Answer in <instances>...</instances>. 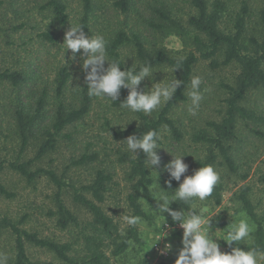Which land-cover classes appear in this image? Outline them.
Returning a JSON list of instances; mask_svg holds the SVG:
<instances>
[{
  "label": "rangeland",
  "instance_id": "rangeland-1",
  "mask_svg": "<svg viewBox=\"0 0 264 264\" xmlns=\"http://www.w3.org/2000/svg\"><path fill=\"white\" fill-rule=\"evenodd\" d=\"M63 1L67 5V13L70 16L66 25H60L53 19V13L47 6L48 0H0V74L19 72L26 78L23 84L18 85L10 80L0 79V164H3L0 168V182L14 194L13 198L0 195V216H7L14 222H21L18 224L20 227L37 232L41 237L77 243L80 229L75 226L61 229L57 225V216L52 213L57 210L56 186L45 176L30 184L8 167V162L16 159L22 146L15 117L16 108L22 106L26 110L33 111L37 107L38 100L45 99L43 121L33 131L29 144L21 155L22 159H32L36 156L38 146L44 138V130L59 102L62 100L68 107L79 105L82 92L87 87L84 81L85 74L81 69L80 53H77L73 60L69 59L72 54L70 50H67L65 61L64 46L61 45L70 25L78 24L83 12V0ZM114 1L94 0L89 36L102 34L110 41L120 30L128 34L137 32L145 37L148 46H151L155 36L159 37V33L150 26L151 22L159 20L156 13L158 9L171 10L173 16L183 23H186L187 18L195 13L190 0H132V7L128 13L116 8ZM221 1L226 11L221 22L223 29L229 31L234 29L235 20L243 3L247 2L250 11L246 27L247 39L260 35L264 0ZM195 34L191 32L187 41L176 34L165 37L162 35V45L171 53L185 55L195 49L192 42ZM118 52L119 59L121 61L125 59L122 70L131 67L132 64L139 65L136 47L132 42L122 46ZM224 60L225 56L221 53L216 57L217 64H214L212 59L203 58L195 64L191 78L197 75L202 77L201 91L204 97L195 116L189 111L192 107L189 98L190 82L185 91L186 99L178 102L170 111V117L183 134L182 139L177 140L169 131L170 129L162 128L164 148L157 150L161 157L157 171L160 187L165 190H168L165 181L169 179V176L164 165L172 158L171 153L184 154L183 159L189 165L187 174H192L196 169V161L205 157L208 148L204 142L196 141V136L203 132L213 135L212 124L221 121L226 115L227 99L230 96L228 86L235 84L240 67L234 62L224 64ZM61 68L67 69L70 79L64 94L59 98L56 80ZM154 68L159 69L153 74L156 81L163 78L171 80L174 75L179 79V72L175 70L173 73L171 67ZM151 82L146 78L142 81L141 87L144 85L150 87ZM242 105L264 118V89L258 87L249 90ZM164 106L150 117H157ZM133 118L140 123L141 118L137 113L117 107L110 100L92 97L91 107L85 118L63 132L69 133L68 135L63 134L57 137L59 142L55 150L34 162V167L55 169L68 182L76 185L89 181L96 168H106L113 175V185L103 207L115 221L120 223L121 229L125 230L128 225L124 217L132 212L127 201V195L132 192V185L127 175L129 164L120 159L122 152H128L123 141L128 136L119 134L131 125H138L136 120H132ZM130 120L132 121L129 122ZM125 124L127 125L124 126ZM41 126L45 128L41 129ZM237 128V138L233 142V157L238 166L237 172L230 171L221 161L214 166L220 174V183L223 186L221 203L216 204L210 198L204 202H197L200 208L205 209V215L218 213L222 209L213 218L214 231L220 229L218 231L223 232L230 223H238L241 218H247L250 224H254L238 199V193L245 184L252 188L251 198L257 205L258 211L264 212V122L239 119ZM92 152L99 154L96 162L89 165H73L72 160L78 159L83 153ZM149 174L153 179L149 187L153 194L155 173L151 174L149 169ZM63 198L67 207L83 224L90 221V214L73 202L70 191H65ZM140 202L148 216L142 218V223L137 225L142 241H132L125 253L113 258L114 264H141L144 261L148 264L175 262L182 248L183 230L171 220L167 213L164 215L170 227H165L166 223L161 225L163 221L154 210L156 200L152 205L146 197H141ZM173 204L174 202L171 204L172 208ZM162 230L169 235L156 242L155 237ZM252 237L254 238L253 233ZM15 238L11 230L6 229L0 239V254L9 257L8 264H11L15 258ZM218 242L222 251H228V244L222 239ZM169 243L171 248L165 251V245ZM26 247L33 261H53L55 264H63L47 249L29 243Z\"/></svg>",
  "mask_w": 264,
  "mask_h": 264
},
{
  "label": "trees",
  "instance_id": "trees-1",
  "mask_svg": "<svg viewBox=\"0 0 264 264\" xmlns=\"http://www.w3.org/2000/svg\"><path fill=\"white\" fill-rule=\"evenodd\" d=\"M195 13L191 14L186 23L181 22L173 16L171 10L158 9L157 16L159 20L150 23L159 37L155 36L154 43L148 46L145 37L140 33L131 32L128 34L122 30L116 32L110 39L108 53L110 57L119 59L118 50L127 43H133L136 47L139 65L151 64L153 67L168 66L177 68L179 79L182 80L174 97L161 110L157 117L146 116L143 113H137L141 118L138 125H131L126 130L120 132V136H129L132 134L140 135L150 129L162 131L167 127L172 135L181 140L182 132L177 127L175 121L169 113L172 108L180 101L186 99V89L190 82L195 64L201 59H212L216 63V57L223 53L225 56L224 64L237 63L240 67V73L233 86H228L230 96L227 99V111L224 118L219 122L212 124L214 134L203 132L196 136V141L204 142L208 148L205 157L196 161V169L211 164L215 166L219 161L225 164L232 172H237L238 166L233 157V142L237 138V124L239 119H252L264 122L255 111L242 105L249 90L262 87L264 89V10L261 11V30L258 37L251 36L247 39L246 27L247 19L250 15L247 2L243 3L239 12L233 30H225L221 27L222 19L225 15V5L221 0H190ZM94 0H83V12L78 20V24L84 27L86 35L91 30V22L94 12ZM114 5L122 12L128 13L132 7V0H115ZM47 6L52 11L53 19L60 25H66L70 16L67 13V5L63 0H48ZM191 32L196 34L193 37L194 50L185 55L171 53L163 45V37L176 34L184 41ZM122 67V66H121ZM0 79L12 81L15 85L23 84L26 78L19 72H4L0 74ZM70 73L66 68H61L57 76V94L59 98L64 94ZM87 87L83 90L79 105L68 107L62 100L56 106L54 115L50 122L45 126L44 138L41 140L35 158L22 159L21 155L29 144L30 137L35 128L41 125L45 114V99L40 98L37 107L33 111L26 110L22 106L16 108V123L19 135L22 140L20 153L15 160L8 162V167L20 174L28 183H34L42 176L47 177L57 188L55 195L57 225L65 230L71 226L80 229L77 243L72 241L60 242L51 238L41 237L37 232H31L14 222L7 216H0V239L4 230H11L15 235V258L11 264H55L53 261H33L28 253L26 244L47 249L63 264H114L113 258L122 255L127 251L132 241H142L137 226H128L127 229H121L120 223L115 221L114 217L108 214L103 204L107 195L112 191L113 175L106 168H96L92 178L86 183L76 185L68 182L63 175H59L55 169L45 167H34V162L40 160L47 153L55 150L58 144V138L66 129L75 126L88 114L92 97L87 94ZM127 89H121V94L114 105L120 107V102L126 98ZM139 158L132 159L128 152H122L121 160L129 164L128 179L131 182L132 192L127 195V201L130 204L131 214L141 218H147L143 210L140 199L146 197L150 204H155L153 194L149 187L153 179L149 174V169L144 168V155L138 153ZM99 159L97 152L83 153L78 159L72 160L74 166L89 165ZM3 164H0V168ZM173 188L178 187V182H172ZM223 186L219 182L209 197L216 204L222 201ZM65 191H70L73 202L84 208L91 216L89 222L80 221L66 205L63 198ZM252 188L245 184L238 193V199L242 208L256 225L253 231V240L255 245L264 248V212L257 209V205L251 198ZM0 195L6 198H13L14 194L0 182ZM173 208L186 209L187 206L182 203L174 202ZM219 218V216H218ZM218 220V219H217ZM224 224V222H222ZM123 233V234H122ZM232 246H237L233 244ZM240 247L246 245L240 243ZM228 251L231 247L228 246ZM141 264H148L142 262ZM158 264H174V262H160Z\"/></svg>",
  "mask_w": 264,
  "mask_h": 264
},
{
  "label": "clouds",
  "instance_id": "clouds-1",
  "mask_svg": "<svg viewBox=\"0 0 264 264\" xmlns=\"http://www.w3.org/2000/svg\"><path fill=\"white\" fill-rule=\"evenodd\" d=\"M61 45L64 46V60L67 50L71 51L72 55L69 59L73 60L76 54L80 53L81 69L85 74L84 81L89 97L116 102L120 97L121 89H127L128 94L120 102V107L132 113L151 116L171 101L177 88L183 84L182 80L177 79L175 75L171 80L163 78L156 81L153 74L159 69L151 64L136 66L132 64L131 67L122 70L121 66L125 63V59L121 61L109 56V41L105 36L86 35L84 27L80 24L70 25ZM177 68H173L172 72L174 73ZM146 78L152 81L151 86L141 87L142 81ZM202 83V77L198 75L190 80L189 98L192 107L189 111L193 116L196 115L204 98L201 91ZM132 120H136L139 124L137 119ZM162 140V132L150 129L140 135H129L123 141L131 158L134 160L139 158L138 153L142 152L144 168L150 169L151 174L155 173L152 190L157 204L155 209L152 208L163 221L161 225L166 223L164 214L167 213L171 220L183 230L182 248L174 264H264V248L255 245L252 237L254 224H250L247 218H241L238 223H230L223 232L218 231L220 229L214 231L213 218L222 209L218 213L205 215V209L198 206L197 202L206 201L220 182V174L213 165L205 164L189 175L187 174L189 165L183 159L185 155H174L168 151L172 155V158L164 165L169 176V179L165 181L168 190L160 187L157 169L161 163V157L157 150L164 148ZM173 180L178 182V187L173 188ZM173 202L182 203L187 208L174 210L171 207ZM124 220L128 226H137L142 223V218L135 215L125 216ZM168 235V232L162 230L155 237V241ZM220 239L231 247L230 251L221 250L218 242ZM241 242L246 245L245 248L239 246ZM233 244L237 246H232ZM170 248V243L165 245V251ZM8 260L7 255L0 254V264H8Z\"/></svg>",
  "mask_w": 264,
  "mask_h": 264
},
{
  "label": "built area",
  "instance_id": "built-area-1",
  "mask_svg": "<svg viewBox=\"0 0 264 264\" xmlns=\"http://www.w3.org/2000/svg\"><path fill=\"white\" fill-rule=\"evenodd\" d=\"M165 227L169 228L170 227V224L169 223H166L165 224Z\"/></svg>",
  "mask_w": 264,
  "mask_h": 264
}]
</instances>
